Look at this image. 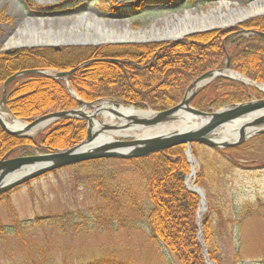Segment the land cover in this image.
<instances>
[{"label": "rangeland", "instance_id": "obj_1", "mask_svg": "<svg viewBox=\"0 0 264 264\" xmlns=\"http://www.w3.org/2000/svg\"><path fill=\"white\" fill-rule=\"evenodd\" d=\"M222 1L229 2L235 9L237 6L248 8L258 0H179L165 5H158L153 0H0V55L16 50L50 48L30 43L24 45L28 47L26 49L7 45L18 40L29 42L35 37L64 41L73 36L76 41L71 43H78L74 46H65L63 42L45 43L60 46L59 52L66 48L176 44L168 40L170 37L161 38L152 32L163 29L166 21L171 22L178 14L186 11L207 13L218 8ZM263 17L211 32L255 31L242 26ZM30 22L37 24L29 28ZM126 28L151 33L152 38L137 43L122 41V44H116L114 40L100 41L106 32L119 29L117 32L125 33ZM211 32L185 37L179 42ZM156 40L168 41L159 43ZM51 49L55 51L53 47ZM64 85L72 98L85 103L69 82ZM69 87L77 96L68 90ZM254 89L261 97L253 95L250 101L263 100L264 94ZM1 99L2 91L0 102ZM99 101L131 105L107 98L86 103L98 102L96 108ZM82 108L79 104L72 110ZM93 110L85 111L89 114ZM67 120L81 121L87 138V120ZM95 120L104 122L101 115ZM9 121L12 123L14 119L9 118ZM56 125H49L27 139L35 141ZM130 135L136 136L133 132ZM263 136H254L238 147L237 153L228 155L216 154L215 150L202 145L192 146L199 163L198 174L202 170V161L205 164L214 161V167L220 170L216 172L209 167L206 180L196 185L205 192L208 208L203 219L207 215L210 217L214 246L221 264H264V141L260 139ZM114 140L124 139L116 135ZM38 150L37 146L27 144L10 158L41 154ZM224 159L230 160L232 165H223ZM147 179L143 164L108 159L64 168L13 190L0 199V264H177L152 236L147 220L151 207L146 195ZM245 207L254 209L244 213ZM136 208L142 213H137ZM55 218L58 220H53Z\"/></svg>", "mask_w": 264, "mask_h": 264}, {"label": "trees", "instance_id": "obj_2", "mask_svg": "<svg viewBox=\"0 0 264 264\" xmlns=\"http://www.w3.org/2000/svg\"><path fill=\"white\" fill-rule=\"evenodd\" d=\"M153 1L165 5L178 3L179 0ZM242 28L264 33V17L252 20ZM228 58L231 70L255 83L264 84V38L258 35L246 37L240 35L238 30L230 29L195 36L176 44L66 48L61 52L49 48L16 50L0 55V89L7 79L18 72L37 69L71 71L88 61H94L68 77L71 87L85 102L107 98L124 101L139 109L151 108L161 112L179 105L195 80L208 72L223 69ZM64 83L36 75L15 80L9 87L11 95L8 107L11 114L17 119L32 122L46 112L72 110L79 104L67 93ZM253 95L261 97L251 87L217 79L202 89L191 105L202 112H214L246 103ZM58 123L35 141L11 137L0 129V160L27 144L37 146L39 153H52L68 150L86 138L85 125L81 121L64 120ZM260 139L264 141V136ZM215 151L219 155H228L237 153L239 148ZM223 161V165H232L230 160ZM100 162L102 160L94 163ZM126 162L143 164L146 168V195L151 206L147 220L153 238L177 264H206L198 241L200 197L185 187L186 178L191 172L185 146ZM214 166V161L208 164L202 161L197 185L206 180L209 167L213 171H220L216 170L219 167ZM253 209L245 207L243 212L249 213ZM136 210L142 213L139 208ZM210 210H214L211 203ZM203 241L208 248L209 259L221 264L214 246L209 215L203 221Z\"/></svg>", "mask_w": 264, "mask_h": 264}, {"label": "water", "instance_id": "obj_3", "mask_svg": "<svg viewBox=\"0 0 264 264\" xmlns=\"http://www.w3.org/2000/svg\"><path fill=\"white\" fill-rule=\"evenodd\" d=\"M264 16L255 15L252 17H248L237 24L239 25L247 20ZM172 26L173 21H166V25ZM227 28V27H226ZM224 28H211L204 29L199 31H194L188 34L181 35L178 39L168 40L172 42L178 43L180 39H184L185 37L193 36L200 33L218 31ZM264 37V34H261ZM168 40H156L159 43L166 42ZM116 44H122L123 42H115ZM137 43V42H135ZM78 43H66L65 46H74ZM85 45V44H80ZM39 47H53L56 52L61 50L60 46L56 45H45L38 44ZM35 46H30V48H34ZM17 48H28L27 46H17ZM230 60L226 67L222 70L208 72L202 77L198 78L195 82H193L185 95L182 103L176 106L175 108L162 111V112H154L152 110H148V113H145L144 116H133L132 122L129 126L123 125L120 127L111 126L102 124L103 128L101 130H97L94 132L93 122L95 121L97 115L94 113H86L87 109H95V104L98 103H84L80 101L79 103L83 107L82 109L67 111V112H57L45 115L41 118L36 119L32 123H22L17 120L18 124H22V129H11L5 125L3 120L0 118V127L2 130L12 137L17 138H27L29 137V133L35 131L40 125L44 123L47 126L59 120L66 119H84L87 120L88 132L87 138L84 142L79 144L78 146L71 148L66 151L58 152V153H50L45 155L38 156H28L22 157L12 160L3 159L0 161V196L6 194L17 187H20L30 181H33L37 178H40L46 174L61 170L63 168L76 166L82 163L91 162V161H99V160H107V159H119V160H136L148 158L156 153H160L163 151L171 150L173 148L179 146H185V155L187 157V161L191 167V174L186 178L185 186L186 189L192 193L197 194L200 199V205L205 206L207 210V201L205 192L202 188L191 185L188 186L189 178L193 175L192 164L196 163L199 165L197 159L193 155L192 146L194 144L203 145L211 149L225 150L237 148L247 142L249 139L254 136L264 135V128L261 127L264 125V99L263 100H254L248 103L236 105L233 107H228L221 109L214 113L201 112L199 110L191 107V102L197 96L199 91L206 87L209 83L213 82L218 78H226L230 80H234L245 85L253 86L258 88V85L264 86L262 84H256L250 81L249 79L242 77L243 80L233 78L229 76V73H233L230 70L229 66ZM25 74H43L39 71H27L14 75L5 83V90L7 86L17 77H20ZM69 73H58L56 78H64L67 77ZM4 90V91H5ZM71 93L76 96V94L71 90ZM260 91V90H259ZM262 92V91H261ZM264 93V92H263ZM5 97V95H4ZM2 103H5V99L3 98ZM0 104V108L1 105ZM109 103V102H106ZM115 107L121 108V105L118 103L114 104ZM99 111V110H98ZM182 117V121H180V117ZM180 116V117H179ZM198 119H202L200 126L193 127L189 126L188 123L191 121ZM102 123V122H100ZM177 125L178 129L169 130L167 125ZM191 125V124H190ZM231 125H240L239 136L232 141H226L221 138H216L217 133L222 130L229 128ZM119 131V138H123L124 140H114L111 136V131ZM143 130L155 131L158 134L147 136V137H138L131 136L130 133L141 132ZM124 132V134H122ZM226 136H229V131H226ZM131 138V140H130ZM200 212V209L198 213ZM199 226V225H198ZM202 225L199 226L198 238L202 236ZM204 259L206 264H216L209 260L208 258V250L205 245H202Z\"/></svg>", "mask_w": 264, "mask_h": 264}, {"label": "bare ground", "instance_id": "obj_4", "mask_svg": "<svg viewBox=\"0 0 264 264\" xmlns=\"http://www.w3.org/2000/svg\"><path fill=\"white\" fill-rule=\"evenodd\" d=\"M262 15L264 14V0H258L254 3H252L248 8H243L240 6H237L235 9L232 8L231 4L226 1H222L219 3L218 8H213L209 12H202L199 13L197 11H187L184 14H178L175 17H173L170 21H173L174 24L172 26L166 25V23L163 25L164 28H158L156 31L152 32L153 34H156L157 36L160 35L161 38L164 36L170 37L171 39H178L181 35L183 34H188L194 31H199V30H204V29H211V28H226L230 27V25H235L238 22L248 18L252 17L255 15ZM169 23V22H168ZM37 23L30 22L29 23V28H33L36 26ZM107 25H110L106 23ZM109 27V26H108ZM119 31H112V32H106L101 38L100 41L103 42H111V41H131V42H145L150 40L152 37L151 33L143 32V31H138L134 32L129 28H126L124 30L125 33H119ZM161 32V33H159ZM166 37V38H167ZM156 39V37H154ZM96 40V39H95ZM76 41L73 36L67 37L64 41H57V40H52L49 38L45 37H35L32 38L31 41H21L18 40L16 42H8L7 45L9 47H17V46H24L28 43L30 44H47V43H55V44H60V43H67V42H72ZM97 42H99L97 40ZM229 76L243 80L241 76H238L234 73H229ZM258 90L264 92V86L258 85L257 86ZM5 110V111H4ZM1 109L0 110V118L3 120V122L10 127L11 129H22L23 125L18 124L15 121H9V118H12V115L9 113L7 109ZM99 110V111H98ZM147 111L149 109H146ZM147 111H143L140 109H137L136 106H121V108L115 107L114 104L110 103H100L99 105L96 106V108L93 110V113L96 115H101L104 118V122L100 123L99 121L95 120L93 122V127H94V132L97 130H101L103 128L102 124L106 125H111V126H116L120 127L123 125L129 126L132 122V117L133 116H139L142 117L144 116L145 113H148ZM180 117V116H179ZM183 115L179 118L180 121H182ZM202 122V119H196L194 121H191L189 126L191 128L193 127H198L200 126ZM191 124V125H190ZM47 127V124L40 125L35 131L29 133V136H36L37 133H39L41 130L45 129ZM166 127H169V130H175L178 129L177 125H167ZM171 128H173L171 130ZM264 128V127H263ZM240 125H231L229 128L222 129L217 133L216 138H221L223 140H228L232 141L235 138L239 136L240 132ZM226 131H229L230 135L226 136ZM119 134V131H111V136L114 138L116 135ZM134 135L138 137H147V136H152L156 133L155 131H150V130H143L141 132H134ZM193 172L192 176L189 178V183L188 186L194 185L196 177L198 175V165L196 163L192 164ZM206 214V208L205 206H201L200 212L198 213V222L197 224L199 226H203V218ZM198 226V227H199Z\"/></svg>", "mask_w": 264, "mask_h": 264}]
</instances>
